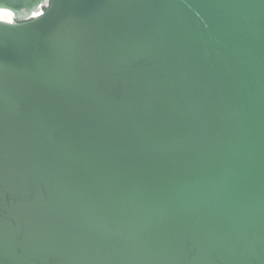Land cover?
I'll return each instance as SVG.
<instances>
[{
	"label": "water",
	"instance_id": "water-1",
	"mask_svg": "<svg viewBox=\"0 0 264 264\" xmlns=\"http://www.w3.org/2000/svg\"><path fill=\"white\" fill-rule=\"evenodd\" d=\"M0 10V264H264V0Z\"/></svg>",
	"mask_w": 264,
	"mask_h": 264
},
{
	"label": "flooded vegetation",
	"instance_id": "flooded-vegetation-1",
	"mask_svg": "<svg viewBox=\"0 0 264 264\" xmlns=\"http://www.w3.org/2000/svg\"><path fill=\"white\" fill-rule=\"evenodd\" d=\"M46 10H47V6H42L38 11L32 13L31 14L32 16H30L29 19H27V21L28 20H32L33 18L36 17V15H38L41 12L46 11ZM1 17L4 18V19L13 20L15 22H22L19 19H16V15L14 13H12L11 11H0V18Z\"/></svg>",
	"mask_w": 264,
	"mask_h": 264
},
{
	"label": "bare ground",
	"instance_id": "bare-ground-1",
	"mask_svg": "<svg viewBox=\"0 0 264 264\" xmlns=\"http://www.w3.org/2000/svg\"><path fill=\"white\" fill-rule=\"evenodd\" d=\"M0 11H3V10H0ZM1 19H4V18L1 17Z\"/></svg>",
	"mask_w": 264,
	"mask_h": 264
}]
</instances>
